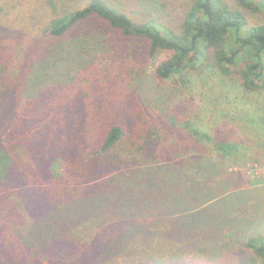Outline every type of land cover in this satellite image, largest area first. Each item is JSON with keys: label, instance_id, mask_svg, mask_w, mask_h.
Instances as JSON below:
<instances>
[{"label": "trees", "instance_id": "1", "mask_svg": "<svg viewBox=\"0 0 264 264\" xmlns=\"http://www.w3.org/2000/svg\"><path fill=\"white\" fill-rule=\"evenodd\" d=\"M4 2L0 264H264V216L229 189L237 147L155 85L214 67L258 91L264 0H36L43 16ZM24 23L38 29L15 69L5 40ZM98 51L134 68L102 69Z\"/></svg>", "mask_w": 264, "mask_h": 264}, {"label": "rangeland", "instance_id": "2", "mask_svg": "<svg viewBox=\"0 0 264 264\" xmlns=\"http://www.w3.org/2000/svg\"><path fill=\"white\" fill-rule=\"evenodd\" d=\"M13 1L32 9L36 7V10L38 9L36 15L43 16L39 6L42 3L38 5L36 0ZM8 3L10 0H5L3 4ZM2 20L4 23L11 22L6 17H3ZM250 20L251 24H255L257 19L251 18ZM98 23L106 26L101 21ZM26 24L27 27L24 23V25L21 24L18 28L12 29V32H7L8 39L5 40V44L9 45V50L15 56L12 65L15 69L20 63L21 52L26 51L29 44L34 42L38 29V24L37 29L33 27V24L30 25L31 23ZM110 36L107 34L108 38ZM112 39L116 42H124V38L119 34L113 35ZM103 42L104 46L102 47H105L107 39L104 38ZM132 42H127L128 47H132ZM98 52L99 54L94 55L102 69L115 70L116 64H120L125 69L134 68L131 61L128 65L123 59L117 63V51ZM168 57L169 54H163L156 63L159 64ZM140 63V58H138L136 65L140 66ZM144 67L146 72L152 73L153 64L151 62L146 63ZM231 70L233 69L230 68ZM188 78L187 86H182L181 83L167 84L159 79L155 80V85L159 89L173 88L171 100L166 101V106L173 114L178 113L179 119L185 122L190 121L196 128L210 134L213 138L225 140L237 147L234 158L224 161L227 173L234 178L229 188L230 192L233 195L239 192L237 195L246 202L251 201L254 197V201L251 202V215L249 216L252 218L264 216V83L258 81L256 84L259 87L258 91L251 92L244 86V81L240 75L235 72L232 75H225L214 67L205 71L201 69L191 71ZM62 201L61 199L58 200L57 204ZM236 207L237 204L233 206L234 209ZM91 227L89 225L87 232L90 231ZM232 249L238 254L240 246L236 244Z\"/></svg>", "mask_w": 264, "mask_h": 264}]
</instances>
